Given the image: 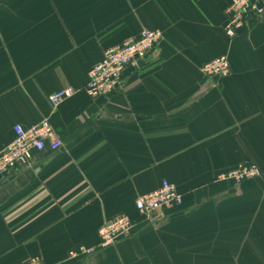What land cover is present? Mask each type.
<instances>
[{"label": "crops", "instance_id": "obj_1", "mask_svg": "<svg viewBox=\"0 0 264 264\" xmlns=\"http://www.w3.org/2000/svg\"><path fill=\"white\" fill-rule=\"evenodd\" d=\"M231 2L0 0V155L18 125L49 120L60 142L0 176V264H264V15L230 39ZM143 30L163 32L152 56L116 94L90 98L104 51ZM222 56L230 76L204 78ZM249 164L260 178L217 180ZM164 181L183 204L140 214ZM120 216L129 236L100 249ZM81 248L94 253L70 257Z\"/></svg>", "mask_w": 264, "mask_h": 264}, {"label": "built area", "instance_id": "obj_2", "mask_svg": "<svg viewBox=\"0 0 264 264\" xmlns=\"http://www.w3.org/2000/svg\"><path fill=\"white\" fill-rule=\"evenodd\" d=\"M264 15L262 0H232L228 9V23L226 35L234 39L244 29L252 28L255 21ZM163 39L160 30H143L137 39L128 40L120 45L110 47L104 51L103 58L88 75L85 87L86 94L92 99L110 97L118 92L122 85V78L130 68H138L140 62H146L155 52ZM204 78L209 80H223L231 74V64L226 56L206 63L202 68ZM76 93L73 88H65L49 97L52 107H57L63 101ZM15 139L0 155V176L11 175L22 165L32 162L34 152L56 150L60 142L55 138L53 127L49 120H43L38 125L25 129L18 125L14 128ZM262 176L260 169L254 165H239L220 173L217 180L231 181L241 184L245 180L257 179ZM183 204V197L176 187L164 181L162 186L139 198L136 210L147 217L153 218L163 210ZM133 229V222L128 216H120L106 222L99 230L100 249L116 245L120 240L129 236ZM93 250L81 248L72 251L71 258H80L93 254ZM26 264H44L41 259L33 258Z\"/></svg>", "mask_w": 264, "mask_h": 264}, {"label": "water", "instance_id": "obj_3", "mask_svg": "<svg viewBox=\"0 0 264 264\" xmlns=\"http://www.w3.org/2000/svg\"><path fill=\"white\" fill-rule=\"evenodd\" d=\"M140 64H142V62Z\"/></svg>", "mask_w": 264, "mask_h": 264}]
</instances>
